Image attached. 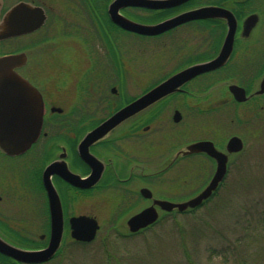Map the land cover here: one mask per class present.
<instances>
[{"label":"flooded vegetation","instance_id":"af4514ba","mask_svg":"<svg viewBox=\"0 0 264 264\" xmlns=\"http://www.w3.org/2000/svg\"><path fill=\"white\" fill-rule=\"evenodd\" d=\"M113 1L0 0V57L25 54L24 64L14 70L38 89L44 106L41 132L30 149L17 155L0 149V238L24 250H41L48 246L52 210L45 172L51 164L57 163L50 181L62 207L63 237L58 252L45 263L60 253L67 233L74 242L88 244L72 237L73 217L94 218L100 230L98 217L94 211L83 209V204L101 192H112L129 210L137 203H145L129 217L150 206L153 198L180 202L176 195H158L157 189L149 185L163 182L168 173H172L173 180L177 179L186 160L204 165L206 169L201 170L205 171L206 186L215 174L216 159L204 151L178 153L189 144L203 141L225 152L229 139L238 135L219 140L221 138H213L211 130H207L211 136L195 137L197 127L202 123L207 125L214 116L225 117L228 110L240 115L241 105L256 103L264 96V93H256L264 75V0H186L167 8L128 5L119 9L120 15L144 25L207 10V16L191 18L153 35L118 24L110 15ZM11 12L13 24L19 22L18 29H21L22 19L29 22L26 27L33 26L42 16L44 20L31 32H16L3 38L6 18ZM58 38L60 46L53 47ZM230 40L231 52L224 65L195 76L179 90L130 115L89 146L95 158L93 164L83 159L79 145L89 132L176 73L215 59L228 48ZM186 45L187 53L182 52ZM134 51L140 53L141 58H153L150 66L155 68L154 79H157L148 83V65L144 66L141 60L134 66ZM138 73L141 74L139 79ZM159 73L162 74L158 76ZM134 77L138 80L133 82ZM231 85L243 88L247 100H237L230 90ZM133 87H138L140 92L133 94ZM0 113L3 114V110L0 109ZM189 137L192 139L181 145L182 139ZM239 154L229 155L224 179L200 206L184 212L156 206L157 221L135 233L127 228L128 234L142 233L165 217L174 218L203 207L225 184L232 158ZM210 168H214V172L206 179ZM65 171L81 179L96 176L98 172L101 176L93 186L81 187L68 181L63 176ZM145 188L151 191L152 198L144 196ZM191 197L193 195L186 199ZM25 203L26 210L20 209L19 205ZM30 207L45 221L40 235L42 245L26 246L7 235L33 231L32 226L14 225L12 229L10 224L12 217ZM35 212L30 216L35 217ZM0 263L28 264L1 252Z\"/></svg>","mask_w":264,"mask_h":264},{"label":"rangeland","instance_id":"374dc122","mask_svg":"<svg viewBox=\"0 0 264 264\" xmlns=\"http://www.w3.org/2000/svg\"><path fill=\"white\" fill-rule=\"evenodd\" d=\"M58 46L60 38L53 45ZM187 50L186 45L182 52ZM139 60L148 65V83L157 79H154L155 68L150 66L153 58H141L134 51V66ZM131 91L136 94L140 89L133 87ZM236 114L228 110L225 117L214 116L207 125L202 123L197 127L194 134L205 137L209 135L207 130H211L213 138L222 140L238 135L244 142L243 150L232 158L225 184L203 207L174 218L165 217L142 233L130 235L126 221L143 203L129 210L112 192H101L100 197L89 198L83 204V209L94 211L98 217L100 230L96 238L88 244L76 243L67 233L60 253L44 264H264V96L256 103L241 105L240 115ZM190 137L182 139L181 145L191 140ZM201 169L206 168L186 160L177 179L173 180L172 173H168L163 182L149 186L155 187L158 195H176L183 201L205 187V171ZM213 172L214 168H210L206 179ZM19 206L27 208L26 203ZM25 210L12 217L10 224L12 229L14 225L32 226L33 231L7 235L26 246L44 244L40 240L43 217L39 218L40 213L31 211V207ZM34 212L36 216L31 217Z\"/></svg>","mask_w":264,"mask_h":264},{"label":"water","instance_id":"95a60500","mask_svg":"<svg viewBox=\"0 0 264 264\" xmlns=\"http://www.w3.org/2000/svg\"><path fill=\"white\" fill-rule=\"evenodd\" d=\"M185 1L186 0H114L109 10L111 17L124 28L141 34L153 35L164 32L191 18L207 16V10L204 8L188 12L155 25H144L132 22L120 15L118 13L119 9L128 5L145 6L149 8H167ZM43 20L44 17L42 16L33 26L30 24L26 27L29 22L22 19L19 25L21 29H18L19 22L15 25L13 24L14 16L13 12H11L6 18L3 38L12 36L16 32L17 34L31 32L39 28ZM15 29L17 30L15 31ZM231 45L232 43L230 40L228 48H224L215 59L209 62L194 64L176 73L89 132L79 145L80 154L83 159L93 164L95 158L90 154L89 146L96 140L104 137L121 121L160 98L179 90L186 82L195 76L224 65L229 58ZM25 59L26 56L24 53L0 57V109L3 110V114L0 113V149L11 155L22 154L30 149L32 144L38 139L43 124L44 106L41 93L28 80L14 70L16 67L24 64ZM230 90L237 100L241 102L247 100L248 97L243 88L231 85ZM256 93H264V75L260 83V89ZM243 148V140L238 136H233L229 139L225 152L217 150L211 142L203 141L187 145L185 150L180 151L178 154H191L200 151L207 152L217 161V168L214 176L201 191L189 199L180 202H172L153 198V203L150 206L127 219L126 227L129 232L135 233L154 224L159 217L156 206L163 210H178L179 212H184L200 206L216 192L224 179L227 172L229 155L241 152ZM56 165L57 163L51 164L45 172V183L49 191L52 210V232L48 246L41 250H24L0 238L1 253L20 262L42 264L51 260L58 252L63 237V215L59 197L50 181V174L53 167ZM65 172L63 176L68 181L81 187L93 186L101 176V173L98 172L96 176L81 179L79 176L71 174V172ZM142 191L144 196L152 198V193L149 189L145 188ZM71 226L72 237L78 241L87 243L92 242L96 238L97 231L99 230L97 220L89 216L73 217L71 219Z\"/></svg>","mask_w":264,"mask_h":264},{"label":"trees","instance_id":"16d2710c","mask_svg":"<svg viewBox=\"0 0 264 264\" xmlns=\"http://www.w3.org/2000/svg\"><path fill=\"white\" fill-rule=\"evenodd\" d=\"M132 235H134V234H132Z\"/></svg>","mask_w":264,"mask_h":264}]
</instances>
